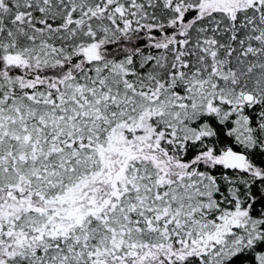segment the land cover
I'll return each mask as SVG.
<instances>
[{"label": "snow or ice", "instance_id": "obj_1", "mask_svg": "<svg viewBox=\"0 0 264 264\" xmlns=\"http://www.w3.org/2000/svg\"><path fill=\"white\" fill-rule=\"evenodd\" d=\"M0 264H264V0H0Z\"/></svg>", "mask_w": 264, "mask_h": 264}]
</instances>
